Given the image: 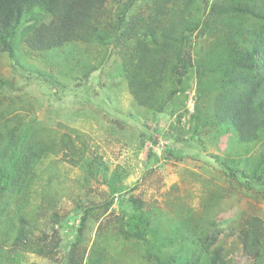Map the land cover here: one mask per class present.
Returning a JSON list of instances; mask_svg holds the SVG:
<instances>
[{"label":"rangeland","instance_id":"374dc122","mask_svg":"<svg viewBox=\"0 0 264 264\" xmlns=\"http://www.w3.org/2000/svg\"><path fill=\"white\" fill-rule=\"evenodd\" d=\"M149 3L137 0L121 12L123 5L109 0L97 21L99 33L113 30L121 14L127 20L145 15ZM195 6L204 15V4ZM233 14L244 19L243 29L256 24ZM36 16L35 11L17 29L12 57L0 53V129L17 127L19 144L39 157L22 191H0V264L180 262L190 250V234L180 225L188 215L190 225L206 218L223 228L218 238L228 264H264V239L253 259L236 236V225L249 216L264 226V187L253 175L260 148L238 144L230 126L215 123L214 81L204 85L197 124L190 118L196 75L185 110L173 113L181 97L172 96L165 111L153 113L137 104L124 79L123 55L133 41L122 51L108 40L73 42L52 53L30 51L24 38ZM198 35L199 29L190 35L189 60L213 67L220 52L216 37ZM63 134L87 161L95 157L103 168L89 176L91 170L65 161L71 158L66 150L49 149ZM16 171L12 166L13 177ZM129 225L144 234V242L131 238Z\"/></svg>","mask_w":264,"mask_h":264},{"label":"trees","instance_id":"16d2710c","mask_svg":"<svg viewBox=\"0 0 264 264\" xmlns=\"http://www.w3.org/2000/svg\"><path fill=\"white\" fill-rule=\"evenodd\" d=\"M108 1L0 0V53L12 57V40L17 29L36 11L37 21L24 38L30 51L52 53L73 42L104 43L107 40L114 50L122 51L127 47L126 42L133 41L123 55L124 79L137 104L153 113L165 111L172 96L181 97L180 106L173 113L185 110L186 91L196 75L195 104L190 118L197 124L201 120L204 85L213 80L217 92L210 111L214 113L215 123L230 126L238 144L260 148L253 175H257L255 181L264 187V0H216L209 8L208 0H150L145 15L127 20L126 14H121L116 27L101 35L97 21L103 16ZM112 1L122 4L121 12H124L137 0ZM198 1L204 4V15L195 12ZM233 13L249 16L256 24L243 29L244 19ZM197 29L198 37L205 32L216 37L213 42L220 52L213 67H203L198 60L194 66L189 60L190 35ZM197 52L196 49L198 55ZM2 87L3 83L0 91ZM19 141L17 127L5 124L0 129V191H22L21 187L30 180L39 161L38 155ZM43 146L40 152L44 153L46 145ZM54 147L59 152L66 150L64 156L71 157H64L67 163L91 170L89 176L103 168V163L95 157L87 161L83 151L78 153L68 135H61L49 149ZM151 156L148 155L146 167H150ZM9 164L17 167L16 177ZM86 214H81L79 234ZM188 220L190 215L180 221V225L190 234V250L180 262L157 259L158 264H228V254L218 238L223 228L211 225L206 218L192 225ZM238 226L236 236L243 252L256 259V248L264 239L262 221L249 216ZM128 230L134 233L131 238L142 237L145 241L144 234H138L135 227L129 225Z\"/></svg>","mask_w":264,"mask_h":264}]
</instances>
